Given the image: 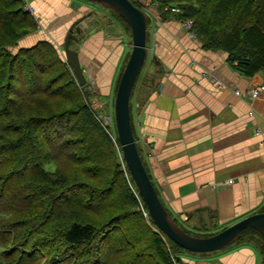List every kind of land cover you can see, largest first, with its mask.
Returning <instances> with one entry per match:
<instances>
[{
  "label": "trees",
  "instance_id": "obj_1",
  "mask_svg": "<svg viewBox=\"0 0 264 264\" xmlns=\"http://www.w3.org/2000/svg\"><path fill=\"white\" fill-rule=\"evenodd\" d=\"M148 1L180 7L161 14L191 19L204 47L264 75V0ZM71 28L72 47L82 34ZM37 29L24 0H0V264H182L176 253L187 250L150 219L94 91L56 43L20 45ZM246 235L264 241L255 228Z\"/></svg>",
  "mask_w": 264,
  "mask_h": 264
},
{
  "label": "crops",
  "instance_id": "obj_2",
  "mask_svg": "<svg viewBox=\"0 0 264 264\" xmlns=\"http://www.w3.org/2000/svg\"><path fill=\"white\" fill-rule=\"evenodd\" d=\"M28 1L43 26L45 15L38 10H44V0ZM50 1L59 15L50 20L52 27L80 16L78 8L89 10L84 3L75 2L72 9L71 0ZM62 4L73 14L62 13ZM150 14V63L138 75L131 98L136 143L173 219L192 235L211 236L264 212V90L252 101L234 92L264 83V75L245 76L227 52L204 47L181 21L155 8ZM88 23L79 26L82 38L73 48L87 82L95 81L93 104L110 106L131 43L126 34V40L111 30L105 34L90 22L91 36ZM240 238L205 255L178 250L176 256L182 264H264V241Z\"/></svg>",
  "mask_w": 264,
  "mask_h": 264
},
{
  "label": "water",
  "instance_id": "obj_3",
  "mask_svg": "<svg viewBox=\"0 0 264 264\" xmlns=\"http://www.w3.org/2000/svg\"><path fill=\"white\" fill-rule=\"evenodd\" d=\"M86 1L110 8L128 24L132 31V50L119 80L115 96L114 122L124 160L147 205L149 217L154 225L175 243L195 253L223 249L238 240L242 232L249 227L257 229L264 237V212L244 217L218 233L205 237L188 233L173 219L162 203L145 167L136 143L131 120V94L147 57V31L150 26L147 14L131 0ZM72 39H77V37L71 28L66 34L63 45L65 58L77 82L84 85L87 79L78 51L70 46Z\"/></svg>",
  "mask_w": 264,
  "mask_h": 264
},
{
  "label": "rangeland",
  "instance_id": "obj_4",
  "mask_svg": "<svg viewBox=\"0 0 264 264\" xmlns=\"http://www.w3.org/2000/svg\"><path fill=\"white\" fill-rule=\"evenodd\" d=\"M45 1L46 0L43 1L44 2V6H43L44 10H42V9L38 10L39 13H41V14L43 13L45 15V17H44L45 21H43V26H45V28H46V29H44L45 31H43V33L37 32L43 26H42V24L39 23V20L36 17V22H37V24L39 26V29L27 34L23 38V40L21 39L20 45H32V44H35L38 40L47 39V40L52 41L53 43H56L60 53L62 54L63 57H65L63 45H64V39H65V35H66L65 33H66V31H68V28L70 26L74 27L75 25L76 26H82L83 23L86 24L87 22H89L88 23V29H87L88 31H86V33H89V34L91 33V32H89V31H92L91 29L89 30V28H90L89 25L92 24L93 26H95V29H97V27H98L100 29V31H103V33H105V34L109 33L110 30H111L113 33H115V35L118 34L119 37L123 36L124 40H126L125 34L127 35V40L128 39L130 40L131 48L129 49V52L127 53V56L125 58V62L123 63V68H122L120 74L123 73L125 65L127 63V60L129 58L131 50H132V31H131L130 27L128 26V24L122 18L120 19V17L117 16L112 10H109L108 8H106L103 5L90 3V2L85 1V0H71V1H69V5L72 4V9H74L73 8L74 6H77L76 3L78 2V3H84L85 5L88 4L89 5L88 6L89 10L87 12H85V11L80 10L78 8L77 9V13H81V15L78 16L79 14H73L72 13V9L69 6H66L65 4H62L61 5L62 9H60V10H62V13L63 12L66 13L67 12L68 14L69 13L73 14L70 18H68L69 20H66L64 22V23H68L70 25H68L69 26L68 27L64 23H61V25L59 23H57L56 25H54L52 27V23L50 22V20L52 18H55V16L57 15V11L58 10H56L57 8L54 9L55 6H54V3L52 1L49 0V2L47 1L48 3L45 2ZM135 1L137 3L138 2L141 3L142 6L146 3V0H135ZM31 4L32 3L29 4L28 0H24L25 8L28 11H30V12H32L34 14L35 11H34V9L32 7L33 5L31 6ZM57 7H58V5H57ZM66 7H67V9H66ZM140 7H141V5H140ZM156 7H154V8H156L159 11V13L161 14L162 8H160L159 5H157ZM52 9H53V11H52ZM141 9L143 10V7H141ZM148 16L149 15L147 14V17ZM58 18H59V15H57V19ZM90 22H91V24H90ZM148 22H149V20H148ZM65 28H66V31H65ZM95 29H93V31H96ZM63 30H64V32H63ZM62 32H63V34L60 36V34ZM148 33H149V30H148ZM90 35L92 36L93 34H90ZM118 36H116V37L118 38ZM57 38H59V39H57ZM84 39L85 38H83V40ZM103 39L106 40L105 38H103ZM74 46H75V43H73L72 48ZM149 63L150 62L148 61V59H146V61L144 63V66H143V69ZM91 77L93 78V76H91ZM118 80H119V78H118ZM118 80H117V84H119ZM91 84L94 87L96 85L95 83H92V80H91ZM91 84H90V82H87V84L85 85V89L87 90V92L91 91ZM117 88H118V85H116L115 95H114L112 104L110 106L109 105L107 106L106 104H101L100 102L99 103L96 102L97 104H95V103L93 104V102L91 101L94 109L96 110L97 115H99V117L101 118V120L104 123V125L110 129L111 134L113 136L117 135L116 126H115V122H114V102H115V96H116ZM93 91L95 92L94 89H93ZM123 169H124V167H123ZM192 253H195V252H192ZM207 253H209V252H204V253H200V254L201 255H205Z\"/></svg>",
  "mask_w": 264,
  "mask_h": 264
},
{
  "label": "built area",
  "instance_id": "obj_5",
  "mask_svg": "<svg viewBox=\"0 0 264 264\" xmlns=\"http://www.w3.org/2000/svg\"><path fill=\"white\" fill-rule=\"evenodd\" d=\"M139 4L141 5V7H143V10L148 15H151L150 13H151L152 9L157 6V3L152 4L148 0H146V3L143 6L141 3H139ZM162 11L166 12V13H171V14H178V13L182 12V9L178 6H175V5H165L164 7H162ZM181 23H182L183 27L189 32L191 37H196V33L193 30V21L191 19H185V20L181 21ZM92 83H95V81L92 80ZM93 88L95 90L94 86H93ZM263 90H264V84H260L256 87H253L252 89H250L246 92H242L239 89H235L234 92L237 95H243L245 98L252 101L255 98H257L262 93ZM230 183H232V180L227 181V184H230Z\"/></svg>",
  "mask_w": 264,
  "mask_h": 264
},
{
  "label": "flooded vegetation",
  "instance_id": "obj_6",
  "mask_svg": "<svg viewBox=\"0 0 264 264\" xmlns=\"http://www.w3.org/2000/svg\"><path fill=\"white\" fill-rule=\"evenodd\" d=\"M64 41H65V39H64Z\"/></svg>",
  "mask_w": 264,
  "mask_h": 264
},
{
  "label": "clouds",
  "instance_id": "obj_7",
  "mask_svg": "<svg viewBox=\"0 0 264 264\" xmlns=\"http://www.w3.org/2000/svg\"><path fill=\"white\" fill-rule=\"evenodd\" d=\"M94 89V88H93Z\"/></svg>",
  "mask_w": 264,
  "mask_h": 264
}]
</instances>
